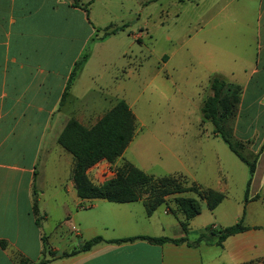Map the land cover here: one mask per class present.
I'll list each match as a JSON object with an SVG mask.
<instances>
[{
	"label": "crops",
	"instance_id": "obj_1",
	"mask_svg": "<svg viewBox=\"0 0 264 264\" xmlns=\"http://www.w3.org/2000/svg\"><path fill=\"white\" fill-rule=\"evenodd\" d=\"M96 1L0 0V240L5 242L0 246V264H15L18 255L30 261L47 258L44 264H264V133L257 140L254 135L242 137L250 140L247 147L256 154L251 185L257 189L248 196L243 220L248 228L228 235L220 245L214 239L189 245L187 242L197 236H188L193 217L185 234L181 214L174 221L160 214H167L166 208L147 215L142 199L112 202L77 196L72 179L74 158L57 137L69 118L90 127L120 100L117 97L105 108L101 103L103 88L94 80L97 73L87 72L95 45L120 33L116 30L97 36L99 28L116 27L108 7L103 5L98 12ZM134 36L140 38L137 33ZM259 56L243 84L242 80L229 81L242 88L236 121L243 108L245 87L259 73ZM85 73H90L94 87L83 90ZM125 149L113 162H97L87 170L88 176L97 178L102 166L115 170L129 161L123 157ZM173 155L176 162L172 171L160 176L179 175L188 184L191 178L193 183L209 187L197 179L177 152ZM218 184L225 186L221 181ZM220 187L213 189L221 192ZM34 200L36 214L32 211ZM253 201L256 204H250ZM251 211L260 218L249 219ZM210 224L220 228L215 222ZM171 227L174 232L169 231ZM134 235L185 236L187 240L111 241ZM95 236L102 239L87 250H79Z\"/></svg>",
	"mask_w": 264,
	"mask_h": 264
},
{
	"label": "rangeland",
	"instance_id": "obj_2",
	"mask_svg": "<svg viewBox=\"0 0 264 264\" xmlns=\"http://www.w3.org/2000/svg\"><path fill=\"white\" fill-rule=\"evenodd\" d=\"M103 5L120 33L95 45L87 72L97 73L94 80L103 88L101 103L105 108L118 97L134 115V135L123 157L160 176L172 171L176 162L173 152H177L202 184L219 188V181L225 183L221 186L224 198L215 208L209 209L199 200L200 212L191 219L188 236H196L212 222L219 227L231 225L242 218L244 208L243 222L248 165L219 136L214 137L213 124L203 118L201 105L212 92V77L242 80L243 84L259 53V73L245 87L237 121L233 114L226 128L237 139L261 138L264 0H98L94 4L98 12ZM103 33L102 28L96 31L98 37ZM90 73L83 75V90L94 87ZM243 153L253 160L254 153L247 146ZM113 172L109 167L101 170L99 177L89 178L101 181ZM252 176L248 196L257 189L251 185ZM182 195L196 197L191 191ZM164 208L162 203L156 209L161 212ZM160 214L172 221L181 216L173 209ZM255 217L260 218L251 211L249 219ZM169 231L174 232V227Z\"/></svg>",
	"mask_w": 264,
	"mask_h": 264
},
{
	"label": "trees",
	"instance_id": "obj_3",
	"mask_svg": "<svg viewBox=\"0 0 264 264\" xmlns=\"http://www.w3.org/2000/svg\"><path fill=\"white\" fill-rule=\"evenodd\" d=\"M117 29L107 30L105 28L104 32L107 34L109 31L115 32ZM78 65L79 62L76 63V66ZM209 83L212 92L202 101V116L212 122L213 134L219 136L230 150L248 165L249 178L244 194V202L246 203L248 200V185L255 168L256 154L253 155L254 158L250 161L243 153V149L248 145L246 143H249L250 140L237 139L233 136L231 129L226 128L228 119L233 114L236 116L242 88L237 83L225 81L217 76L212 77ZM134 130V115L123 99L118 100L111 108L105 111L90 127L84 126L74 117L69 118L65 122L57 137V141L74 158L72 179L76 194L80 198H102L112 202H130L142 199L147 215H150L158 205L163 203L168 211L173 209L182 215L180 225L186 234L188 232L189 219L200 212L199 200H203L209 209H213L222 201L224 197L222 192L193 182L186 184L187 180L179 175L154 177L129 161H125L116 167L111 176L101 180L99 183H94L89 178L87 170L96 165L97 162L101 160L113 162L122 154L132 140ZM185 191L193 192L196 197L172 196ZM244 210L243 208L242 218ZM32 211L34 214L37 213L35 200L32 205ZM242 218L231 225L220 228L208 225L204 231H200L197 234L194 240L187 243L194 246L200 241H212L214 239V242L220 245L228 235L248 228V226L243 224ZM261 228L264 229V226H261ZM138 238L154 243L167 241L181 243L187 240L185 236L172 238L168 236L134 235L111 241L124 242ZM101 239L100 236L92 237L86 240L79 250H87ZM0 246H5L3 240H0ZM74 252L76 250L72 251V253ZM47 261L48 259L44 257L37 261H30L23 255H18L15 264H44ZM241 264L259 263L248 261Z\"/></svg>",
	"mask_w": 264,
	"mask_h": 264
},
{
	"label": "built area",
	"instance_id": "obj_4",
	"mask_svg": "<svg viewBox=\"0 0 264 264\" xmlns=\"http://www.w3.org/2000/svg\"><path fill=\"white\" fill-rule=\"evenodd\" d=\"M108 168H109L108 166H105V168L102 171H106Z\"/></svg>",
	"mask_w": 264,
	"mask_h": 264
}]
</instances>
